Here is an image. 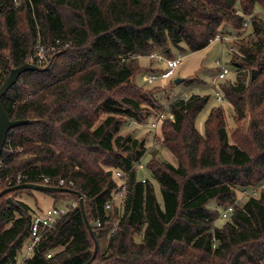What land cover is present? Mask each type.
I'll return each mask as SVG.
<instances>
[{"label": "trees", "instance_id": "16d2710c", "mask_svg": "<svg viewBox=\"0 0 264 264\" xmlns=\"http://www.w3.org/2000/svg\"><path fill=\"white\" fill-rule=\"evenodd\" d=\"M262 8L264 0H0V85L38 44L54 59L48 70L20 73L1 98L11 119L31 122L7 133L0 190L17 184L6 181L7 174L22 172L23 180L42 183L47 176L49 185L67 179L65 186L85 194L99 240L89 264H264ZM229 24L236 32L227 65L235 79L227 75L218 89L233 106L237 126L230 133L219 104L211 107L201 132L196 119L211 94L178 97L165 108L154 96L156 88L137 83L144 69L139 56L168 53L171 45L200 50ZM163 110L167 116L157 138L178 163L157 151L144 164L160 184V202L152 179L147 175L144 181L135 167L147 152V139L120 130L128 120L153 121ZM116 169L131 172L127 195L114 207L113 227L104 208L118 183ZM249 187H257L258 195L236 203ZM24 189L30 190L0 198V264H16L28 242L36 213L23 200L8 199ZM50 194L55 204L78 198V205L43 233L23 264H86L95 242L78 195ZM210 200L218 207L208 206ZM229 206L228 219L217 225ZM99 214L103 225L96 224ZM99 229L110 230L105 250Z\"/></svg>", "mask_w": 264, "mask_h": 264}, {"label": "rangeland", "instance_id": "374dc122", "mask_svg": "<svg viewBox=\"0 0 264 264\" xmlns=\"http://www.w3.org/2000/svg\"><path fill=\"white\" fill-rule=\"evenodd\" d=\"M262 9H259V11H261ZM221 31L222 34L225 35H234L236 32L230 24L229 26L224 25L221 28ZM229 45V43L223 44L220 40H215L212 41L207 47L201 48L197 51H190L186 46L179 47L176 45H171V48L168 53H157L163 54L165 57L178 56L179 53H182L184 57L181 63L179 64V66L176 67L175 73L170 76V78L156 77L155 80L151 83L147 81V78H145V76L152 72V70L150 69L157 68L156 71H160V68L164 66V62L163 60H159L157 57L152 59L149 55H140L139 62L141 66L144 67V69H142V71L136 74V81L138 84L140 83L146 85V87L148 88H156L154 96L161 102L163 106H165V108H168V105L171 104V101L178 97H184L192 93H210V101L201 110L199 116L196 119L197 129H199L201 132L205 131L204 124L207 116L209 115L208 113L211 107L221 104L225 110V113L227 114L228 129L230 133H232L233 129H235V126H237L234 119L233 106L229 101L225 100L224 98H216L215 91L211 88H208L209 84H211L210 82L212 81L213 77L216 76V74L218 73L221 62L224 64H228L230 60L231 52L228 50ZM177 77H181L183 79L178 82H175V78ZM231 77H234L235 79L234 70L231 71V73H229L227 76V78ZM102 118H104V116ZM171 118L173 117H170V119ZM152 119L153 118L141 124H137L132 120H128L125 122L120 132L123 135L132 133L140 139L143 137L147 139V152L141 159V162H143L145 166L148 163L147 161L150 159L152 154L157 151H159L160 154L158 157L177 164L178 161H176L174 155L165 146H163L160 141H158L159 139L157 138V134L158 136H161V121L159 122V126L156 128V130H154L153 128H151L150 125ZM242 124L243 126H246L247 121H243ZM138 175L140 178L146 177L148 175L152 179L157 197L160 202H162L163 195L160 190V184L151 176L147 168H139ZM12 195L14 196V199L20 201L23 200L24 202H26L29 205L30 210L34 211L35 213L49 211L52 204H54V201L56 200L54 195L37 188L30 190L24 189L19 193L13 192ZM245 198L246 197H242L240 199V202L245 201ZM57 203L63 204V206L68 205L70 209L71 207L73 208L78 205V198L60 199ZM207 205L213 208L218 207L215 200H210ZM226 219H228V217H223L222 215H220V217L216 220V224L220 226L226 221ZM109 235V229L98 230V236L103 250H105L108 246ZM22 252V255H18L19 259L16 264H21V260L23 259L24 255V251Z\"/></svg>", "mask_w": 264, "mask_h": 264}, {"label": "built area", "instance_id": "2783aa9c", "mask_svg": "<svg viewBox=\"0 0 264 264\" xmlns=\"http://www.w3.org/2000/svg\"><path fill=\"white\" fill-rule=\"evenodd\" d=\"M261 13L264 17V9L261 10ZM249 17L250 15L245 18L244 26L249 25V22H250ZM232 36H233L232 34L225 35L219 32L214 36L215 39H213L212 41L220 40L223 44H225V43L230 42V39ZM230 48L232 47L229 46L228 49ZM50 55L51 53L48 49L46 50V48L43 45L38 44L34 52L30 55L29 62H34V63H38L41 65H47V63L51 60ZM149 56L152 59L157 57L159 60H163L164 62V66L160 68V71L155 70V71L150 72L147 76H145V78H147V81L150 83L153 82L156 77L170 78V76H172L175 73L176 67L179 66V64L181 63L184 57V55L181 53H179L178 56L165 57L162 54H158L157 51L150 53ZM230 71L231 69L228 67V65L221 62L218 73L216 74V76L213 77L212 81L210 82L211 84H209L208 86V88H211L215 91L216 98L218 99H223L221 92L218 89L219 82L223 80L230 73ZM168 115L169 117L174 118V115L172 113ZM166 116L167 114L165 110L160 111L156 119L150 123L151 128L156 130V128L158 127L159 121ZM1 167H4L2 159H0V168ZM135 167L142 168L144 167V163L140 161L139 163L136 164ZM130 172L131 170L127 172L126 174L121 169L115 170V176L118 179V183L116 187L114 188V190L112 191V196L110 197L108 201H106L105 208H104L107 211V220L113 222L112 223L113 227L116 226L115 221H113V215H114V210H115L114 207H115L116 202H119L120 200L124 199V197L127 195L128 175ZM26 177H27V174L20 172V174H17V175L7 174L5 175L4 179L11 183L16 181L18 184L20 182H24L25 180L23 179ZM43 180H45L46 184H49L50 182V178L47 176L44 177ZM143 180L145 181L146 178L144 177ZM58 182L60 186H65L67 183V179L59 178ZM0 184H1V181H0ZM258 192H259V189L257 187L243 188L241 194L236 199V203L240 202V199L242 197H248L250 195L255 196V195H258ZM232 209H233V206H229L228 208L224 209L221 213L222 216L226 217ZM68 211H69L68 205L63 206V204L62 205L53 204L51 208L49 209V211L36 212V214H34L32 221H31V225H30L31 229H30V234L28 237V242L26 243L24 247L25 248L24 258L22 259L21 264H23L25 258L30 256L34 252L36 246L39 244L41 240L43 233L46 232L47 229L52 228L53 223L58 218H60L62 215L66 214ZM103 223H104V219L99 214L96 219V224L103 225Z\"/></svg>", "mask_w": 264, "mask_h": 264}, {"label": "water", "instance_id": "95a60500", "mask_svg": "<svg viewBox=\"0 0 264 264\" xmlns=\"http://www.w3.org/2000/svg\"><path fill=\"white\" fill-rule=\"evenodd\" d=\"M53 64H54V59H51L47 63V65H44V66H41V65L34 63V62L26 61L23 64L18 65L17 67L11 68L7 77L5 78V80L0 85V154L2 153L5 142L7 140L8 131L13 127L19 126L20 124H26V123L31 122V119H28V118L11 119L7 114L5 106L2 105V103H1L2 96L9 90V87L17 81L20 73H22L23 71L32 70V69L48 70V68L53 66ZM182 79L183 78H181V77H177V78H175V82H178ZM20 188H26V189H36L37 188V189H40V190L48 192V193H50L51 191L65 192V193L71 192V193H75L78 195L79 207L81 209L84 222L87 225V227L90 231V234H91V236L95 242L94 249L92 252V256L86 262V264L92 263L94 258L97 256L96 254H97L98 249H99V240L95 236V231H94L93 225L91 224L89 217H88L87 209L85 206V194L81 193L79 190H77L73 187H70V186H60V185H53V184L49 185V184L37 182V181H35V182L24 181V182H20L18 184L5 186V188L0 190V198L3 195H5V193H8V192H11L14 190H20ZM8 199L12 203L16 202L15 199L13 198V196L8 195Z\"/></svg>", "mask_w": 264, "mask_h": 264}, {"label": "crops", "instance_id": "0c3cea01", "mask_svg": "<svg viewBox=\"0 0 264 264\" xmlns=\"http://www.w3.org/2000/svg\"><path fill=\"white\" fill-rule=\"evenodd\" d=\"M55 204V203H54ZM57 205H62V204H58V203H56ZM53 205V204H52ZM25 249V248H24ZM24 249H23V251H24ZM23 254V252L20 254V255H22ZM23 258H24V255H23ZM22 261V260H21Z\"/></svg>", "mask_w": 264, "mask_h": 264}]
</instances>
